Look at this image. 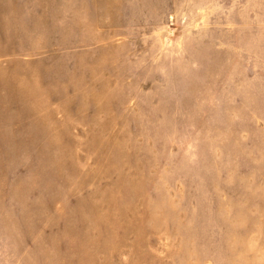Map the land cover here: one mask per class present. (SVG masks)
Returning <instances> with one entry per match:
<instances>
[{
	"label": "rangeland",
	"instance_id": "obj_1",
	"mask_svg": "<svg viewBox=\"0 0 264 264\" xmlns=\"http://www.w3.org/2000/svg\"><path fill=\"white\" fill-rule=\"evenodd\" d=\"M0 258L264 264V0H0Z\"/></svg>",
	"mask_w": 264,
	"mask_h": 264
},
{
	"label": "crops",
	"instance_id": "obj_2",
	"mask_svg": "<svg viewBox=\"0 0 264 264\" xmlns=\"http://www.w3.org/2000/svg\"><path fill=\"white\" fill-rule=\"evenodd\" d=\"M0 264H65L63 261L45 258H0Z\"/></svg>",
	"mask_w": 264,
	"mask_h": 264
}]
</instances>
